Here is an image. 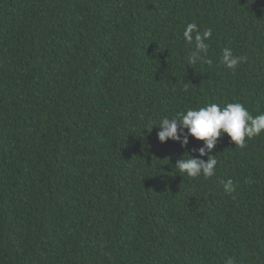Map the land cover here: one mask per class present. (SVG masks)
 <instances>
[{"label":"trees","instance_id":"obj_1","mask_svg":"<svg viewBox=\"0 0 264 264\" xmlns=\"http://www.w3.org/2000/svg\"><path fill=\"white\" fill-rule=\"evenodd\" d=\"M230 102L264 113V0H0V264H264V132L198 178L157 137Z\"/></svg>","mask_w":264,"mask_h":264},{"label":"clouds","instance_id":"obj_2","mask_svg":"<svg viewBox=\"0 0 264 264\" xmlns=\"http://www.w3.org/2000/svg\"><path fill=\"white\" fill-rule=\"evenodd\" d=\"M211 36V28L200 32L196 23L186 25L183 32L185 41L195 42V50L188 57L190 65L197 62L211 63L204 59L209 50V44L205 41ZM246 59L245 56L234 55L230 48H224L220 63L234 72L238 64L245 62ZM158 127L160 130L157 132V137L161 143L171 139L180 143L182 147H186L190 137L203 141V145L193 151L198 152L199 157L207 156V161L191 155L187 159L181 158L175 165L179 169V175L185 174L191 178L212 177L218 162L211 152L218 138L227 134L235 147H244L246 138L252 139L264 132V113L253 116L239 102H230L223 107L216 103H209L205 107L188 108L186 111L178 112L172 118L164 117L159 121ZM225 191L228 193L234 191L231 180L225 185ZM227 264H232V260L229 259Z\"/></svg>","mask_w":264,"mask_h":264}]
</instances>
